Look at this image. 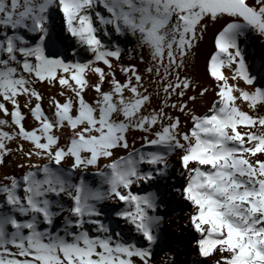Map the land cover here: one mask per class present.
I'll return each instance as SVG.
<instances>
[{
    "label": "snow or ice",
    "instance_id": "obj_1",
    "mask_svg": "<svg viewBox=\"0 0 264 264\" xmlns=\"http://www.w3.org/2000/svg\"><path fill=\"white\" fill-rule=\"evenodd\" d=\"M253 39L264 0H0V264H177L174 169L191 264H264Z\"/></svg>",
    "mask_w": 264,
    "mask_h": 264
},
{
    "label": "bare ground",
    "instance_id": "obj_2",
    "mask_svg": "<svg viewBox=\"0 0 264 264\" xmlns=\"http://www.w3.org/2000/svg\"><path fill=\"white\" fill-rule=\"evenodd\" d=\"M247 51V60L250 66L256 65V69H259L261 64L264 63V46L258 40L253 39L252 41L246 42L242 45ZM256 69H253L255 72ZM257 86L264 87V76H258ZM208 101H211V96L208 97ZM206 110V109H205ZM204 110V111H205ZM139 147V142L136 144ZM120 155H126L125 152H120ZM172 163L176 165V161L173 158ZM177 169L173 170L172 177L167 181V195L165 202L168 205L167 208H161V214L166 216L165 221V233L169 235L167 244H163L162 247L172 254L175 255L177 264H191L192 259L195 257L193 250V236L195 233L191 228L186 227L187 220L184 214L190 211V208L186 205V202L182 199L181 195L172 190V185L180 187L184 183V179L176 174ZM90 181L95 182L91 175L88 174ZM163 182H161L162 184ZM159 186V185H158ZM135 192L143 195L148 191H154L155 188L149 184H143L133 189ZM163 191V189H162ZM167 227H170L167 229ZM163 252H159L155 256L157 264L162 260Z\"/></svg>",
    "mask_w": 264,
    "mask_h": 264
},
{
    "label": "rangeland",
    "instance_id": "obj_3",
    "mask_svg": "<svg viewBox=\"0 0 264 264\" xmlns=\"http://www.w3.org/2000/svg\"><path fill=\"white\" fill-rule=\"evenodd\" d=\"M210 37H211V32L209 33V39H210ZM121 46H122V47H125V48H131V47H133V44H130V43L126 44V43H123V42H122V45H121ZM208 47H210V45L205 44L204 46H202V52H203V51H206ZM124 62H125V63H129V62H130V61L128 60L127 56H124ZM200 64H201V66L203 65V55H201V57H200ZM141 67H142V66H141ZM253 69H256V65L253 66ZM199 107H200V111H201V112H203V111L206 109V105H201V106H199ZM29 126H31V121H29ZM138 142H139V141H138ZM7 171H12V168L7 169ZM166 208H167V207H166ZM122 226H123V225H122ZM168 228H169V230H170V227H167V229H168ZM162 239H163V240H168V239H169V235L166 234L165 231H164V235H163Z\"/></svg>",
    "mask_w": 264,
    "mask_h": 264
}]
</instances>
